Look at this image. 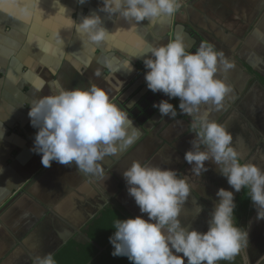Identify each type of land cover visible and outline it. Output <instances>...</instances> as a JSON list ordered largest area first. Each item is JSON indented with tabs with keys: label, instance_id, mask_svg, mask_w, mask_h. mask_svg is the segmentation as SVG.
I'll use <instances>...</instances> for the list:
<instances>
[{
	"label": "crops",
	"instance_id": "obj_1",
	"mask_svg": "<svg viewBox=\"0 0 264 264\" xmlns=\"http://www.w3.org/2000/svg\"><path fill=\"white\" fill-rule=\"evenodd\" d=\"M182 3L175 16L134 25L98 12L102 0H0V143L10 142L0 161V264H33V257L51 253L62 241L87 242L82 231L108 207L147 220L123 178L134 160L188 177L192 192L179 219L189 230L207 232L218 189L239 195L211 161L200 177L191 172L184 156L199 131L192 127L196 116L208 106L199 114L178 110L175 119L161 118L153 104L168 100L177 107L179 99L149 93L146 57L140 56L149 45L182 37L189 51L206 41L225 53L235 65L226 79L232 92L220 110L208 112V119L227 126L242 163L264 169V0ZM93 12L110 35L101 45L83 47L73 20ZM91 83L129 112L138 133L101 162L105 181L83 174L74 163L67 167L53 161L45 168L33 151L38 129L28 115L31 103L57 85L72 89Z\"/></svg>",
	"mask_w": 264,
	"mask_h": 264
},
{
	"label": "clouds",
	"instance_id": "obj_2",
	"mask_svg": "<svg viewBox=\"0 0 264 264\" xmlns=\"http://www.w3.org/2000/svg\"><path fill=\"white\" fill-rule=\"evenodd\" d=\"M78 2L84 4L86 0ZM182 7V0H102L98 12L109 19L115 16L139 25L175 16ZM25 14L31 13L25 9ZM73 27L83 47L101 45L110 35L96 12L79 22L73 20ZM140 56L146 57L145 82L152 93L178 98L179 110L190 115L208 106L196 116L192 127L199 131L184 156L192 166L191 172L200 177L208 171L205 162H213L235 192L248 190L257 221L264 220V169L251 161L242 163V154L233 146L227 126L208 119V112L220 110L232 92L226 79L235 65L206 41L195 52L189 51L182 37L159 46L149 45ZM95 75L99 77L100 71ZM153 108L159 110L161 118L175 119L178 114L168 100L154 103ZM28 115L32 127L38 129L33 151L41 155L45 168H50L53 161L67 167L74 163L83 174L97 175L104 181L108 176L101 162L116 155L122 144H131L138 134L129 112L94 83L72 89L57 85L52 94L31 103ZM123 178L128 194L148 219H115V232L109 238L113 256H126L131 264H185V259L187 264H218L233 262L244 253L247 261L249 233L246 227L236 225L232 191L218 189L219 202L209 214L207 232L201 233L183 227L179 219L192 192L187 176L134 160ZM33 264H56V260L52 253L36 255Z\"/></svg>",
	"mask_w": 264,
	"mask_h": 264
},
{
	"label": "trees",
	"instance_id": "obj_3",
	"mask_svg": "<svg viewBox=\"0 0 264 264\" xmlns=\"http://www.w3.org/2000/svg\"><path fill=\"white\" fill-rule=\"evenodd\" d=\"M149 93H152L151 91ZM179 105V104H178ZM177 112L179 106L176 107ZM234 217L236 225H247L253 217L254 207L248 190H242L235 198ZM121 210L108 207L101 211L82 231L87 242L68 241L55 254L56 264H131L126 256H113L110 237L114 235L115 219H129Z\"/></svg>",
	"mask_w": 264,
	"mask_h": 264
},
{
	"label": "rangeland",
	"instance_id": "obj_4",
	"mask_svg": "<svg viewBox=\"0 0 264 264\" xmlns=\"http://www.w3.org/2000/svg\"><path fill=\"white\" fill-rule=\"evenodd\" d=\"M26 118H22L19 120L20 123H24ZM9 140H2L0 143V161L3 155L6 154V149L9 147ZM253 217L250 222L242 227H246L249 233V244L247 248V257L251 258L252 262H256L259 258L264 255V220L257 221V212H253ZM248 262L245 260L244 253H241L240 256L235 258V261H219L218 264H247ZM185 264L187 261L185 259Z\"/></svg>",
	"mask_w": 264,
	"mask_h": 264
},
{
	"label": "water",
	"instance_id": "obj_5",
	"mask_svg": "<svg viewBox=\"0 0 264 264\" xmlns=\"http://www.w3.org/2000/svg\"><path fill=\"white\" fill-rule=\"evenodd\" d=\"M252 220V219H251ZM67 243V240L66 241H62L61 244L56 248V250L52 251L51 253L54 255L59 249H61L65 244ZM264 259V255L259 258L256 262H252L251 261V258H248V262L249 264H259L262 260Z\"/></svg>",
	"mask_w": 264,
	"mask_h": 264
},
{
	"label": "flooded vegetation",
	"instance_id": "obj_6",
	"mask_svg": "<svg viewBox=\"0 0 264 264\" xmlns=\"http://www.w3.org/2000/svg\"><path fill=\"white\" fill-rule=\"evenodd\" d=\"M247 262H248V260H247ZM247 264H249V262ZM259 264H264V259Z\"/></svg>",
	"mask_w": 264,
	"mask_h": 264
}]
</instances>
